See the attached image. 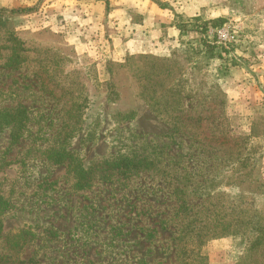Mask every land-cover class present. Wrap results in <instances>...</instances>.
Masks as SVG:
<instances>
[{
  "label": "rangeland",
  "instance_id": "374dc122",
  "mask_svg": "<svg viewBox=\"0 0 264 264\" xmlns=\"http://www.w3.org/2000/svg\"><path fill=\"white\" fill-rule=\"evenodd\" d=\"M110 3L0 7V264H264V0L123 62Z\"/></svg>",
  "mask_w": 264,
  "mask_h": 264
},
{
  "label": "crops",
  "instance_id": "0c3cea01",
  "mask_svg": "<svg viewBox=\"0 0 264 264\" xmlns=\"http://www.w3.org/2000/svg\"><path fill=\"white\" fill-rule=\"evenodd\" d=\"M113 0L108 18L114 29L110 36L108 61L123 62L129 55L169 57L181 43L179 19H193L207 6L206 0ZM0 0V7L6 6ZM180 17V18H179Z\"/></svg>",
  "mask_w": 264,
  "mask_h": 264
},
{
  "label": "trees",
  "instance_id": "16d2710c",
  "mask_svg": "<svg viewBox=\"0 0 264 264\" xmlns=\"http://www.w3.org/2000/svg\"><path fill=\"white\" fill-rule=\"evenodd\" d=\"M154 2H157V4L159 5V6H163L162 4H161V2H159V0H154ZM1 12V11H0ZM181 27H179V29H180ZM21 112V111H20ZM18 113H19V111H18V109H16L15 111H13V114H11V113H9L8 112V110L7 109H4L2 112H0V115H4V116H6V118L8 119V117L10 118H12V116H13V118H14V115L16 116H18ZM13 118L12 119H8V120H5V124H4V126H15V122L13 121ZM179 245V244H178ZM9 258H7V257H5V259L4 260H8ZM24 263H29V262H26V261H24V262H22L21 264H24Z\"/></svg>",
  "mask_w": 264,
  "mask_h": 264
}]
</instances>
